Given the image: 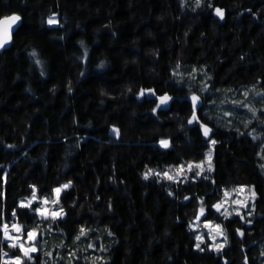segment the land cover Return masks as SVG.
Instances as JSON below:
<instances>
[{
	"label": "trees",
	"instance_id": "1",
	"mask_svg": "<svg viewBox=\"0 0 264 264\" xmlns=\"http://www.w3.org/2000/svg\"><path fill=\"white\" fill-rule=\"evenodd\" d=\"M8 15L20 22L0 49V264L14 222L38 233L21 264H264V116L259 131L224 111L258 92L264 115V0H0ZM209 148L197 178L153 174ZM66 182L63 217L19 205ZM234 185L253 186L251 214L215 209ZM200 209L224 228L218 252L195 247Z\"/></svg>",
	"mask_w": 264,
	"mask_h": 264
},
{
	"label": "rangeland",
	"instance_id": "2",
	"mask_svg": "<svg viewBox=\"0 0 264 264\" xmlns=\"http://www.w3.org/2000/svg\"><path fill=\"white\" fill-rule=\"evenodd\" d=\"M53 17L55 18V16ZM53 17H50V18H53ZM151 94L152 93L148 90L143 91V95H151ZM242 95L243 96L239 98L237 101L235 100L227 101L230 104H232L230 105L232 106V108L235 109L236 107H238V108H241L242 111H236V114L231 110H224V111L229 112L228 113L229 116L232 115L235 118L238 117L237 116L238 114L248 115L247 116L248 119H255L252 125L255 126L254 128L260 131L261 122H260L259 117H262L264 115L263 114L261 115L258 112V110L255 109L256 106L253 104L254 103L253 101H255L257 96H260V93L254 92L249 95H246L244 93ZM198 103H199V100H198ZM163 105L165 104H162V106ZM263 113H264V110H263ZM111 130L113 131L116 130L114 132H118L116 127H112ZM161 140H167L169 142L167 138H162ZM209 152H211V158H212V148H209L208 150H206L204 158L201 161L189 162L185 164H179L176 166L167 165L169 167H166L162 170L156 169L155 171H153V174L159 178H163L164 176L163 174L167 173L168 176L174 177L173 179H171V181L187 180L192 177L197 178L201 176L203 173H206V171H208L209 168L210 169L212 168L211 159H210V163L208 160ZM189 165L193 166L191 170L188 167ZM196 165H200L201 167H195ZM66 184L69 185V182L58 185L54 188V190L57 188L61 189V191L58 194L53 190V193L51 195L42 196V197L38 195L35 187H33V190L35 189L36 199L35 200L32 199L33 197V190H32V193L29 196L23 197L19 200V205L31 208L33 211L36 212L39 218L53 219V213H60L55 218L63 217L64 212L59 203H60V195L62 191L65 189V188H62V186ZM241 189H243V191H241ZM222 191L223 192H222L221 199L215 204V205H218V204L222 205V207L220 208L218 212L226 216H232L236 214L249 215L252 213L253 200L255 198V195L254 196L252 195L253 193L255 194L253 186L234 185L230 188L223 189ZM225 192L229 193V195L225 196ZM29 201H31L30 204H29ZM45 201H47V203H45ZM52 201H57V202L52 203ZM37 209H40L41 211L38 212ZM61 210H62V213H61ZM41 213H43V215ZM190 225H191V228L196 230L195 247L197 249H203L204 244H206V246L209 249L215 252H218L225 245L226 243L225 231L222 225L219 224L218 222L214 220H210V219H204V220L201 219L199 221L191 222ZM217 225H219V229L216 228ZM17 228H19L20 230L17 231ZM2 230H3L4 240L9 247L8 250H4L2 252V256H1L2 263L17 264V261H19V264H21L23 263L25 258L31 259L33 257V254L36 253L38 249V246L36 245V241H37L36 239L38 237L37 231H34V229H29L25 231L24 227L16 222L12 224L5 223L2 226ZM218 231L220 232L219 235L217 234ZM29 233L35 234L34 239H29ZM197 236L202 237V241H198ZM197 244H199V247H197ZM218 246H219V250H217ZM25 250H28L27 256L24 254Z\"/></svg>",
	"mask_w": 264,
	"mask_h": 264
},
{
	"label": "snow or ice",
	"instance_id": "3",
	"mask_svg": "<svg viewBox=\"0 0 264 264\" xmlns=\"http://www.w3.org/2000/svg\"><path fill=\"white\" fill-rule=\"evenodd\" d=\"M216 13L221 18H223V10L222 9H219V8L216 9ZM19 20H20L19 16L13 15V16H10V17H5V19L3 21H0V26H3V27H0V47H3L8 42V39H10V36L8 35V31ZM48 23L49 24L56 23L55 18L54 17L53 18H49ZM141 95H143V91L141 92ZM159 99H160V105H162V104L167 103V101L170 99V97L165 95V96L160 97ZM198 100H199V97H197L195 95L192 96L193 115H192V119L189 120V123H193V121H196V119H197L196 114H195V107L197 105ZM160 105H157V107H160ZM202 128H203V133H204L205 137H208L210 129H208L206 126H203V125H202ZM114 131H116V130H114ZM212 143H215V141H213ZM160 144H161L162 147H165V148L169 147V142L167 140H161ZM210 159H211V152L208 153L209 163H210ZM188 167L191 170V168L193 166L189 165ZM195 167H201V166L200 165H196ZM209 170H211V169L209 168ZM151 174H152V172H151V170H149V172L145 175V178H147L148 175H151ZM163 175L166 176L169 180L174 178L172 176H168L167 173H164ZM67 187H69L68 184L62 186V188H67ZM54 191L58 194L61 191V189L57 188ZM241 191H243V189H241ZM228 195H229V193L225 192V196H228ZM252 195L254 196L255 194L253 193ZM32 199L33 200L36 199L35 189L33 190ZM186 199H187V197H186ZM56 202L57 201H52V203H56ZM30 203H31V201H29V204ZM45 203H47V201H45ZM214 207H216L217 211H219L220 208L222 207V205L218 204V205H215ZM37 211L40 212L41 210L37 209ZM61 213H62V210H61ZM41 214L43 215V213H41ZM59 214L60 213H53V218H55ZM201 214H203V209H201ZM216 228L219 229V225H217ZM19 230L20 229L17 228V231H19ZM83 234H84V230L82 229L81 230V235H83ZM217 234L219 235L220 232L218 231ZM34 237H35L34 233H29V239H34ZM77 238H79V237H77ZM197 240L198 241H202V237L197 236ZM13 246H15V245H13ZM197 247H199V244H197ZM217 250H219V246L217 247ZM24 254L27 256L28 255V250H25ZM17 264H19V261H17Z\"/></svg>",
	"mask_w": 264,
	"mask_h": 264
},
{
	"label": "water",
	"instance_id": "4",
	"mask_svg": "<svg viewBox=\"0 0 264 264\" xmlns=\"http://www.w3.org/2000/svg\"><path fill=\"white\" fill-rule=\"evenodd\" d=\"M10 16H13V15H8V16H3L0 18V21H3L5 19V17H10ZM19 22L20 21H17L12 27L11 29L8 31V35L10 36V39H8V42L3 46V47H0V49H3V48H7L10 46L11 44V41H12V37H13V34L15 33L16 29L18 28L19 26ZM0 27H3V26H0ZM196 108V107H195ZM199 217V218H198ZM204 217V214H201V209L198 211L196 217H195V221H199L201 220L202 218Z\"/></svg>",
	"mask_w": 264,
	"mask_h": 264
}]
</instances>
